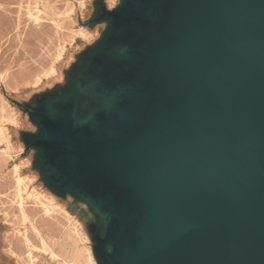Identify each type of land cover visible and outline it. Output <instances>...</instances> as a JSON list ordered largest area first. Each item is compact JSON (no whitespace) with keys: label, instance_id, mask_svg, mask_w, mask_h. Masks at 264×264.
I'll return each instance as SVG.
<instances>
[{"label":"water","instance_id":"water-1","mask_svg":"<svg viewBox=\"0 0 264 264\" xmlns=\"http://www.w3.org/2000/svg\"><path fill=\"white\" fill-rule=\"evenodd\" d=\"M101 22L64 88L18 103L97 264H264V0H94Z\"/></svg>","mask_w":264,"mask_h":264},{"label":"rangeland","instance_id":"rangeland-1","mask_svg":"<svg viewBox=\"0 0 264 264\" xmlns=\"http://www.w3.org/2000/svg\"><path fill=\"white\" fill-rule=\"evenodd\" d=\"M105 1L108 8L121 2ZM93 11L94 0H0V264H97L95 218L46 184L22 139L37 128L18 104L37 106L66 86L106 27L85 24Z\"/></svg>","mask_w":264,"mask_h":264},{"label":"bare ground","instance_id":"bare-ground-1","mask_svg":"<svg viewBox=\"0 0 264 264\" xmlns=\"http://www.w3.org/2000/svg\"><path fill=\"white\" fill-rule=\"evenodd\" d=\"M86 31V30H85ZM82 36H84V35H82ZM7 114V113H6ZM16 122V121H15ZM2 137V136H1ZM17 169V168H16ZM18 170V169H17ZM17 173V172H16ZM18 174V173H17ZM16 177V176H15ZM17 181L18 182H20L21 181V177L19 176L18 178H17ZM19 185V184H18ZM19 188V187H18ZM25 192V191H24ZM22 193V192H21ZM23 194V193H22ZM21 194V195H22ZM19 195V194H18ZM18 201V200H17ZM24 235V234H23ZM46 241V240H45ZM46 245V244H45ZM31 246V245H30ZM48 246V245H47ZM34 248V247H33ZM44 248H45V246H44ZM30 249V248H29ZM32 250V249H31ZM49 252H51V251H49ZM31 253V252H30ZM52 253V252H51ZM53 255V254H52ZM80 256H82V255H80ZM82 258V257H81ZM83 259V258H82ZM78 261V260H77ZM82 261H84V260H82ZM86 261V260H85ZM75 262V261H74ZM84 264H85V262H84Z\"/></svg>","mask_w":264,"mask_h":264}]
</instances>
